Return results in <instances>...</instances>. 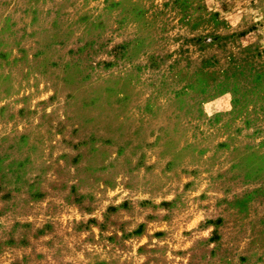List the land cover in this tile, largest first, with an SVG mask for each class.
Returning a JSON list of instances; mask_svg holds the SVG:
<instances>
[{
	"label": "rangeland",
	"instance_id": "374dc122",
	"mask_svg": "<svg viewBox=\"0 0 264 264\" xmlns=\"http://www.w3.org/2000/svg\"><path fill=\"white\" fill-rule=\"evenodd\" d=\"M0 264H264V0H0Z\"/></svg>",
	"mask_w": 264,
	"mask_h": 264
}]
</instances>
